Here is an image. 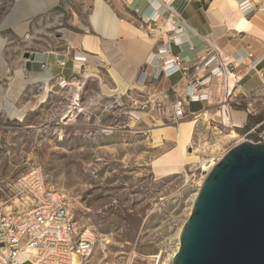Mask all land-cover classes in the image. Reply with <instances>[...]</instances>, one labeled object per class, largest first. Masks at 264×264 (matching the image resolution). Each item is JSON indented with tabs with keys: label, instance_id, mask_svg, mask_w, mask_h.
I'll use <instances>...</instances> for the list:
<instances>
[{
	"label": "rangeland",
	"instance_id": "1",
	"mask_svg": "<svg viewBox=\"0 0 264 264\" xmlns=\"http://www.w3.org/2000/svg\"><path fill=\"white\" fill-rule=\"evenodd\" d=\"M104 1L111 7L113 0ZM138 2L147 5L145 0ZM261 2L254 1L257 7ZM94 4L95 0H0V190L39 169L49 189L66 196L78 229L94 237L92 262L170 264L178 232L191 215L201 178L207 175L201 164L180 165L171 172L157 165L176 143L164 140L155 146L157 127L125 115L117 103L124 101L119 98L122 94L109 93L117 89V82L106 64L87 61L66 84L53 79L50 89L49 83L45 88L35 82L23 90L19 70L27 52L77 61L74 43L64 38V30H78L72 23L81 27ZM46 6V13L38 12ZM90 69L94 76L86 78ZM17 72L16 88L22 85L19 94L23 90L19 96L13 90L8 94ZM262 79L264 83V72ZM75 80L78 86L70 85ZM76 94L78 105L73 101ZM12 109L18 110L17 115ZM232 110L247 116L243 128L232 124ZM219 112L224 120L230 119L229 125L217 116ZM207 113L206 119H198L188 152L198 150L200 160L217 164L245 140L258 143L264 138V84L251 99L228 98ZM231 131L238 137L230 138ZM10 208L11 204L3 205L0 211Z\"/></svg>",
	"mask_w": 264,
	"mask_h": 264
},
{
	"label": "crops",
	"instance_id": "2",
	"mask_svg": "<svg viewBox=\"0 0 264 264\" xmlns=\"http://www.w3.org/2000/svg\"><path fill=\"white\" fill-rule=\"evenodd\" d=\"M138 1L113 0L110 7L104 0H95L94 9L86 22L81 21V27L75 25L78 24L76 21L72 23L78 30H64V38L74 43L77 60H84L81 70H77L80 63L71 59L65 60L59 54L31 53L19 70L24 75L23 90L35 82L44 84L45 88L49 83L50 89V81L53 79L71 80L76 73L82 71L87 61L96 66L106 64L108 72L112 73L117 82V89L120 86H128V90L141 69H147L149 75L154 73L153 67H147L149 57L159 49L169 46L172 56H180L188 62L190 77L183 78L177 74L162 81L161 88L169 97L167 106L177 98V93H192V88L188 86L190 79L204 81V85L198 89V94L207 95L208 99L190 104L187 107L189 113L204 114L214 108H220L228 98L249 100L262 91L264 13L253 9L243 14L240 5L245 0H193L189 4L180 1L176 6L179 14L161 7L159 11L162 16L154 24L148 22L150 19L147 20L145 14L156 4V0L153 3L145 0L146 6H142ZM249 1L255 5L254 1L257 0ZM262 6L264 7V0ZM46 8L47 6L38 12L46 13ZM178 20L181 29L175 31L173 25ZM153 27L162 31V34L158 31L151 34L150 29ZM175 40L178 42L175 43ZM1 43L0 39V48ZM2 52L3 49H0V59ZM208 54L216 55L219 63L226 69L223 76H212L209 70L200 67ZM62 61H67L63 67L60 65ZM18 72L8 94L13 90L18 95L21 90L22 85L16 88ZM94 73L93 69L87 70L85 77H93ZM43 78L47 80L43 82ZM70 85L78 86V81L75 80ZM104 91L108 92L106 88ZM224 107L223 113L227 114L228 108ZM11 111L16 115L18 113L17 109ZM217 116L230 122L228 117L223 119L221 112ZM231 116L232 122H238L234 127L243 128L246 125L247 116L244 114L232 110Z\"/></svg>",
	"mask_w": 264,
	"mask_h": 264
},
{
	"label": "built area",
	"instance_id": "3",
	"mask_svg": "<svg viewBox=\"0 0 264 264\" xmlns=\"http://www.w3.org/2000/svg\"><path fill=\"white\" fill-rule=\"evenodd\" d=\"M180 1L189 4L193 0H172L169 8L166 5L162 7L179 14L176 6ZM164 2L168 4L169 0ZM241 7L245 12L256 9L247 1ZM160 14L151 16L148 22L156 24L162 12ZM180 29L178 20L173 30ZM157 31L162 34L156 27L150 29L151 34ZM60 65L65 63L60 62ZM147 67H153L154 73L149 75L147 69H141L131 87L119 95L124 101L117 103H120L125 115L138 122L149 120L154 127L178 126L189 116L195 117L196 114H188L187 107L208 99L207 95L198 94L204 81L190 79L188 86L192 88V93H177L170 106L166 105L169 97L161 88L165 78L177 74L189 78L188 62L180 56H172L170 47L166 46L147 62ZM200 67L216 77L226 72L216 55L208 54ZM61 82L66 84L65 80ZM0 191L3 195L0 206L11 204L8 212L0 211V264H95L92 262L94 237L78 229L73 208L66 202V196L49 189L39 169L32 170Z\"/></svg>",
	"mask_w": 264,
	"mask_h": 264
},
{
	"label": "water",
	"instance_id": "4",
	"mask_svg": "<svg viewBox=\"0 0 264 264\" xmlns=\"http://www.w3.org/2000/svg\"><path fill=\"white\" fill-rule=\"evenodd\" d=\"M172 264H264V139L236 145L206 175Z\"/></svg>",
	"mask_w": 264,
	"mask_h": 264
},
{
	"label": "bare ground",
	"instance_id": "5",
	"mask_svg": "<svg viewBox=\"0 0 264 264\" xmlns=\"http://www.w3.org/2000/svg\"><path fill=\"white\" fill-rule=\"evenodd\" d=\"M171 1L172 0H169L168 4H165L164 0H156V4H154V6L152 5V7H151L150 11L148 12V14H145V18L148 20V19L151 18V16H155V14L161 15L159 9L162 6L165 7V5H166L167 8H169V6L171 4ZM246 1L249 2L251 7H256V9H258L259 12H261V13L264 12L263 6L262 7H257L255 5H252V3L249 0H245L244 2H246ZM153 2H154V0H152L151 3H153ZM244 2H242L241 5ZM241 5H240L241 12L243 14L248 13L249 11L245 12L246 10L245 11L242 10ZM1 44H2V46H1L0 49L2 50L3 49V42ZM154 55L155 54L151 55L148 60L153 59ZM77 62H79V59L77 60ZM81 62L83 63L84 60L81 61ZM81 67H82L81 64L79 66H77V68H78L77 70H81ZM117 77H119V76H117ZM60 81H63V79H61ZM46 85L48 86V84H46ZM127 88H128V86L127 87H125V86L121 87L120 86V88L117 89V90H114L113 93L123 94L127 90ZM79 98H80L79 95L76 94L75 97H74V100H73L74 102H76L75 105H78ZM201 116L205 117V119H206V117H208L209 114L208 113H204V114H201V115L195 117L191 121L180 123L176 129L172 128V127L158 126L156 129L153 130V133H154L153 138L155 140V142L153 144L155 146L160 145L164 140H169L171 142L174 141L176 143V148L170 154H168V156L166 158H164L163 160H159L157 162L158 166H164V168L162 170H164V171L168 170V172H171V171L177 170L179 168L178 166H180V165L184 166V165H191V164H199L200 163L201 166L203 167V170L208 174L213 169V167L216 165V162H214V160H211V161L200 160V158L196 156V153H197L198 150L192 151L193 150V148H192V150H191L192 153L188 152V147L191 148V142H192V139H193L195 126H196V124L198 122V119ZM68 117L69 116H67V118ZM226 123L230 124L231 122L227 121ZM232 124L236 125V124H238V122L235 121ZM229 137L230 138H237L238 134L235 131H231ZM205 178H206V176L201 178V181L198 184L197 192L193 196V200H192L193 204L195 202V199H196V197H197V195L199 193V190H200L201 186L203 185V182H204ZM192 208H193V205L191 206V210L189 212V215L192 212ZM182 229H183V227H181L179 232H178L179 243H178L177 248L174 251L173 255L171 256L170 264H172L173 257L179 251V248H180V235H181ZM104 241H106V240H104Z\"/></svg>",
	"mask_w": 264,
	"mask_h": 264
}]
</instances>
